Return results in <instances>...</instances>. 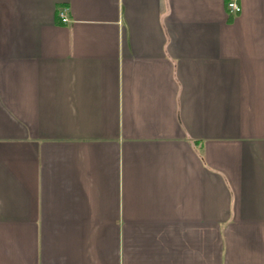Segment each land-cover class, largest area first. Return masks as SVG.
Segmentation results:
<instances>
[{
  "label": "crops",
  "instance_id": "obj_1",
  "mask_svg": "<svg viewBox=\"0 0 264 264\" xmlns=\"http://www.w3.org/2000/svg\"><path fill=\"white\" fill-rule=\"evenodd\" d=\"M227 1L0 0V264H264V0Z\"/></svg>",
  "mask_w": 264,
  "mask_h": 264
},
{
  "label": "built area",
  "instance_id": "obj_2",
  "mask_svg": "<svg viewBox=\"0 0 264 264\" xmlns=\"http://www.w3.org/2000/svg\"><path fill=\"white\" fill-rule=\"evenodd\" d=\"M227 9L228 12L230 13V15H237L240 11H241V7L240 4L238 2V0H228L227 1ZM59 18L61 20L62 23H69L70 19L68 17V15L66 14V10H61L59 11Z\"/></svg>",
  "mask_w": 264,
  "mask_h": 264
}]
</instances>
